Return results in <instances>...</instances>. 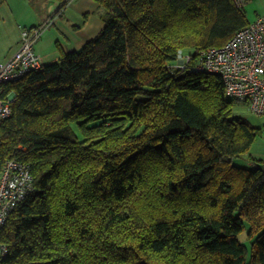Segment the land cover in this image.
Here are the masks:
<instances>
[{
	"label": "trees",
	"instance_id": "1",
	"mask_svg": "<svg viewBox=\"0 0 264 264\" xmlns=\"http://www.w3.org/2000/svg\"><path fill=\"white\" fill-rule=\"evenodd\" d=\"M94 1L97 36L5 86L0 173L25 162L35 188L1 264H264V159L235 164L261 129L220 75L176 67L249 25L242 0Z\"/></svg>",
	"mask_w": 264,
	"mask_h": 264
},
{
	"label": "built area",
	"instance_id": "2",
	"mask_svg": "<svg viewBox=\"0 0 264 264\" xmlns=\"http://www.w3.org/2000/svg\"><path fill=\"white\" fill-rule=\"evenodd\" d=\"M50 25L51 22L46 21L33 28H21L18 50L0 63V137L2 122L12 113V94L4 96L5 86L44 65L43 57L35 51V44ZM176 67L220 75L228 97L246 103L254 113L263 116L264 14L239 30L223 46L200 50L197 55L179 49ZM34 182L29 164L17 160L5 163L0 173V238L11 212L34 191ZM7 252V246L0 239V264Z\"/></svg>",
	"mask_w": 264,
	"mask_h": 264
},
{
	"label": "rangeland",
	"instance_id": "3",
	"mask_svg": "<svg viewBox=\"0 0 264 264\" xmlns=\"http://www.w3.org/2000/svg\"><path fill=\"white\" fill-rule=\"evenodd\" d=\"M244 2L245 0H242L243 5ZM52 3L54 4L51 5L52 7L49 12L50 14L54 13V16L52 15L49 19L51 25L44 30L42 38L38 42L45 40V45L47 47L61 54L60 48H62V44H65L66 41L63 33H59V30L65 32L67 36H69L70 33L74 35L75 30L73 29V24H82L86 17L80 16L78 13L74 12L70 7V3L59 12L57 11L61 6L60 3L53 1ZM46 8L47 6L42 4L41 0H0V63L6 61L18 50L17 41L21 35V28L25 26L29 28L33 27V25L39 26L44 23V21L42 22L41 13L43 9L45 10ZM55 15L57 16L56 18ZM95 16L105 22V11L102 8H98ZM68 18H70L68 25L70 29L73 30L71 32L66 31L65 27L62 25L63 20L67 21ZM248 18L250 19V17ZM56 32L59 33V37ZM67 32H69V34ZM47 33H49V37L46 38ZM8 52H10L11 55L5 58ZM233 114L261 129V133L255 139L250 151L235 160L236 165L249 168V166H251L249 160L250 155L259 159H264V115H257L246 103L238 101L233 102ZM246 236L248 237L247 232L243 233L240 238L248 245L250 250L251 245L249 240H246Z\"/></svg>",
	"mask_w": 264,
	"mask_h": 264
},
{
	"label": "crops",
	"instance_id": "4",
	"mask_svg": "<svg viewBox=\"0 0 264 264\" xmlns=\"http://www.w3.org/2000/svg\"><path fill=\"white\" fill-rule=\"evenodd\" d=\"M42 4H45L47 8L41 13L42 22L49 21L51 16H54L53 14H50V8L52 7L54 3H52V0H41ZM56 2V1H53ZM59 3V2H58ZM70 7L73 9L74 12L78 13L80 16H85L82 24H73V29L75 30L74 35L70 33L69 36L65 34L62 30H59V33H63L65 37V44H62V48L64 51H73V50H79L81 49L89 40L94 38L99 34V32L103 29L105 22L102 19L97 18L95 16L96 11L99 8V5L94 0H71L70 1ZM244 7L247 12V16L250 17V21H254L257 19L260 15L264 14V0H245ZM57 16L55 15V18ZM73 19V18H72ZM70 21V18H68L67 21L63 20L62 25L65 27L66 31H73L70 29L68 23ZM74 21V20H72ZM54 23V22H52ZM36 26V25H33ZM26 27V26H25ZM69 32H67L69 34ZM58 37L59 33L56 32ZM73 35V36H72ZM49 37V33H47L46 38ZM21 42V35L19 40L17 41V48L19 47ZM36 53L43 57L44 63H50L53 61H56L60 58V54L57 53L56 50H51L50 47H47L45 45V40L42 42H38L36 44ZM10 52H8L7 56L5 58H8L10 56Z\"/></svg>",
	"mask_w": 264,
	"mask_h": 264
}]
</instances>
